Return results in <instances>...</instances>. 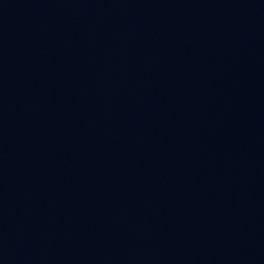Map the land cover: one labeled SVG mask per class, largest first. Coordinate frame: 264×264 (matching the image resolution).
<instances>
[{
    "label": "water",
    "instance_id": "water-1",
    "mask_svg": "<svg viewBox=\"0 0 264 264\" xmlns=\"http://www.w3.org/2000/svg\"><path fill=\"white\" fill-rule=\"evenodd\" d=\"M0 264H264V53L0 80Z\"/></svg>",
    "mask_w": 264,
    "mask_h": 264
}]
</instances>
